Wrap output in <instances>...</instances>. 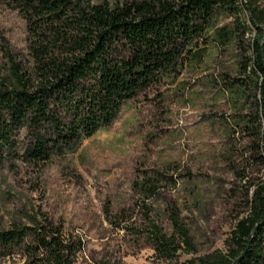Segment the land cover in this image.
<instances>
[{
	"label": "rangeland",
	"instance_id": "1",
	"mask_svg": "<svg viewBox=\"0 0 264 264\" xmlns=\"http://www.w3.org/2000/svg\"><path fill=\"white\" fill-rule=\"evenodd\" d=\"M238 3L264 12V0ZM248 16L242 9L237 20L249 28L237 29L233 16L220 15L214 25H226L227 37L211 31L194 47L199 56L73 150L34 163L23 154L22 130L0 154V230L47 218L81 242L73 264H186L223 251L264 179L254 91L239 86L249 82L239 65L258 36ZM27 44L25 19L0 0V77L11 59L27 62ZM152 226L174 242L173 253L156 249ZM0 264L32 263L13 248Z\"/></svg>",
	"mask_w": 264,
	"mask_h": 264
},
{
	"label": "trees",
	"instance_id": "2",
	"mask_svg": "<svg viewBox=\"0 0 264 264\" xmlns=\"http://www.w3.org/2000/svg\"><path fill=\"white\" fill-rule=\"evenodd\" d=\"M6 1L25 19L28 44L27 62L11 59L0 77V154L14 149L22 130L23 154L34 163L73 150L109 127L127 101L199 56L194 47L211 31L227 37L226 25H214L220 15L248 29L237 20L245 8L258 36L252 55L239 65L249 82L239 86L250 84L254 91L251 121L264 162V12L238 0ZM151 233L158 251L176 250L156 226ZM80 243L44 218L33 227L0 230V257L22 248L32 264H73ZM186 264H264V179L254 185L225 249Z\"/></svg>",
	"mask_w": 264,
	"mask_h": 264
}]
</instances>
